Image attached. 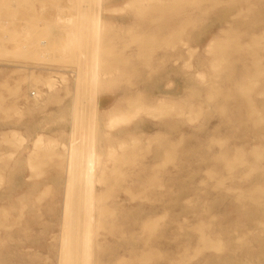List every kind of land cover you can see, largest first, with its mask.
Here are the masks:
<instances>
[{
  "label": "rangeland",
  "instance_id": "obj_1",
  "mask_svg": "<svg viewBox=\"0 0 264 264\" xmlns=\"http://www.w3.org/2000/svg\"><path fill=\"white\" fill-rule=\"evenodd\" d=\"M81 216L85 264H264V0H0V264Z\"/></svg>",
  "mask_w": 264,
  "mask_h": 264
},
{
  "label": "bare ground",
  "instance_id": "obj_2",
  "mask_svg": "<svg viewBox=\"0 0 264 264\" xmlns=\"http://www.w3.org/2000/svg\"><path fill=\"white\" fill-rule=\"evenodd\" d=\"M81 18H82L83 21L86 20V17L83 16V15L81 16ZM97 31H98V24H97V21L94 20L91 23V27H90V35H91V38H92V43H91L92 53H91L90 60L92 62L96 60V51H97V46H98V42H97L98 34H97ZM83 75H84V71L82 70L81 74L79 75V79L80 80L82 79ZM86 77H88V80L91 81V82H94V81L97 80V74L95 73L94 69H88L86 71ZM119 121H121V120H119L117 118L114 119V120H111L110 126L111 127L114 126ZM38 142L40 144V140H38ZM38 142H37V144H38ZM75 142L77 144H75L72 147V149L70 150V153L66 150V153H69L68 155H69V158H70V165H69L70 167H69V170H68V175H69L68 177L73 179L75 183L79 182L80 180H82L85 183H88L92 179L90 174H92V173H94L96 171H100L99 168H98L100 161L97 160V158L94 156V154L91 151H89L90 150L89 147H88L89 137H87L86 135H80L75 140ZM84 147H85V150H83ZM105 170H106V167H105ZM80 174H81V176L79 177L78 175H80ZM68 182H70V180ZM86 203L87 202H85V201L83 202V204H86ZM82 215H84V213H82ZM84 218H85V216H81V218L79 220L80 224L77 227L78 231H79V235H78L79 236V241H78V243H79V253H80V256H81V260H80V258H79V260H80V262L82 264H85L84 254L87 251L86 250V246H88V244H89V243H87V241L85 239L87 234L84 231H82L83 228H84V225H82V220ZM71 235H73V231H72Z\"/></svg>",
  "mask_w": 264,
  "mask_h": 264
}]
</instances>
